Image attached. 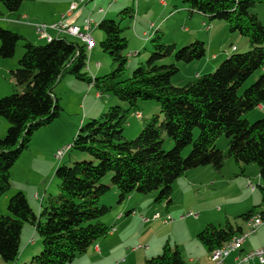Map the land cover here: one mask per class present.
Listing matches in <instances>:
<instances>
[{"label":"trees","instance_id":"16d2710c","mask_svg":"<svg viewBox=\"0 0 264 264\" xmlns=\"http://www.w3.org/2000/svg\"><path fill=\"white\" fill-rule=\"evenodd\" d=\"M24 1L27 0L0 3L9 16L18 17ZM177 1L186 7L189 17L201 13L210 20L226 22L230 32L246 38L247 51L232 53L213 72L175 86L171 79L179 71L177 64L200 60L206 54L205 42L194 39L175 50L176 42L165 44L163 32L155 31L150 38L149 56L125 77L128 39L124 35L126 27L121 24L134 16L129 5L118 12V20L102 17L97 22L104 34L99 46L114 66L101 76L88 73V48L76 37L77 40H69L67 34L58 33L40 45L0 26V59L13 57L18 42L23 41L18 67L11 71L14 86L20 91L0 98V117L8 122L6 134L0 138V196L10 188V170L28 147L33 132L59 116L61 109L54 88L62 77L71 75L92 85L95 92L111 95L128 105L124 109L113 104L101 116L80 126L67 152L73 150L88 158L57 166L58 191L40 203L38 215L23 192L10 197V215L0 214L2 260L16 261L22 226L28 222L40 238L41 251L22 264H68L112 231L113 226L102 220L111 208L101 203L112 186L117 190L118 202L138 192L152 195L155 203L165 202L168 206L172 203V185L179 177L205 166L220 171L227 158L244 166H257L260 202L232 221L226 219L223 225L207 223L196 239L210 253L245 231L253 216L264 222V117L253 122L242 117L264 104V24L252 11L264 0ZM170 57L174 62H161ZM259 70L255 82L239 94L243 83ZM145 100L158 103L162 119L159 121V114L143 119L139 134L127 139V119L131 113L137 114L138 102ZM164 133L174 144L169 150L162 147ZM222 135L227 139L225 149L215 144ZM109 173L110 183H103V177ZM144 264L187 263L177 246L166 242L161 254L147 258Z\"/></svg>","mask_w":264,"mask_h":264},{"label":"rangeland","instance_id":"374dc122","mask_svg":"<svg viewBox=\"0 0 264 264\" xmlns=\"http://www.w3.org/2000/svg\"><path fill=\"white\" fill-rule=\"evenodd\" d=\"M67 1L68 0H27V2L24 1L21 10H26L27 15L31 19L41 21L47 20L48 22L60 20L62 15L65 14L64 16L67 23L79 21V24L83 29L84 20L87 18L92 20L94 13H97L99 9L105 10L107 12L104 17L118 20V12L125 8L123 5L118 7V4H115L116 1L113 0H85L81 8L77 7L73 11H69L71 16L66 15L67 11L59 13V15L56 16L55 14L58 13L54 12L64 9L66 7ZM147 1L148 0H129L128 5L129 7H133L134 16L133 18L124 19L121 24L122 26L126 27L124 30V35L128 39V45L125 50L126 55H128V65L126 68L125 77L131 74V72L138 66L139 61L143 63L149 56L152 48L150 38L155 35V31L163 32V41L165 44H170L175 41L177 44L175 50H179L185 44L194 41H181L182 38L189 36L188 33L183 32L184 28L187 27L189 29V25L186 22H192L194 21V18H188L189 16H187L185 11L183 12L180 10H174V6L181 7L180 1L166 0L165 5L162 6L159 3V0H152L154 2V7L151 10H148V13H145ZM262 6H264V4H261L259 7ZM173 10L175 13L172 16L169 14V12ZM100 16H94L96 19L95 22L100 20ZM11 17L12 19L14 18V16L8 15L7 11L0 3V26L21 34V31L18 27L7 23L10 21L9 18ZM81 21H83V25ZM136 21L137 24H135ZM201 21L202 19L199 21L200 25ZM151 22L153 25H150ZM204 23L206 25L210 23L215 27L213 32L214 34L211 36H205L207 34L203 35L204 32L202 35L197 34L203 39L200 37L196 39L203 40L205 42L206 54L199 60L200 64L198 65L197 63L199 61L195 62L194 64H184L181 62L177 64L179 71L171 79L172 84L175 86L183 85L187 80L192 79L195 72H202L203 64L206 62L211 64V68L210 71L207 70L204 71V73L213 72L215 68L230 54L247 51V49H244L243 42L246 41V38L239 35L237 32H230L228 30V25L223 20L207 19ZM210 24L207 29H211ZM149 25L152 29H149ZM202 28L205 30V27ZM28 29L29 30L26 31L29 35L28 37L21 34L25 36L27 40L34 44L40 45L46 43V40L40 39L32 28ZM135 29L137 34L135 33ZM143 31L147 32L148 36L150 37H142L141 33ZM66 37L69 40H77L72 36L66 35ZM91 37L94 39L95 45L92 49H88L87 65L90 67L91 72L97 73L98 76H101L110 72L114 66L112 69H110L112 60L110 56L107 53H104L99 46V42L103 39L104 34L97 26H95L93 20ZM22 44L23 41L18 42L13 57L0 59V98L12 94L15 92V90L16 92L20 91L19 88L14 86V80L11 76V71L18 67V60L23 54ZM134 46L138 48L135 49ZM233 46L236 48L235 50L232 49ZM132 52H136L138 55L132 56ZM213 54L216 55V59H214ZM131 60L134 61L132 65L130 64ZM161 62L169 64L174 62V59L172 57L165 58ZM96 63L99 64V68L97 70L95 68ZM88 73L90 74L89 71ZM260 73L261 72L259 70L251 75L243 83L238 93L240 94L245 88L255 82ZM66 77L72 79V82L66 81L62 88L58 87L60 84L59 83L54 88V93L58 98V104L61 109L59 116L54 118L50 123L41 126L33 132L28 147L22 150L18 159L15 161L10 170V188L0 196V214L2 215H10V212L7 209V203L10 197L18 191L23 192L29 205L38 215L40 203L49 194H56L58 191L59 180L55 176V170L57 166L63 163L69 164L74 160L88 158V156L83 157L76 154L73 150H70L59 159L58 157H55L57 150L64 148L67 144L70 145L83 123H86L92 117L98 118L101 116V114L105 113L111 105L118 103L124 109L128 106L126 102H122L108 94H101L99 97L96 95V93H94V89L91 91V93H89V97L84 102L83 96H85V94L88 92V84L84 81L74 78L73 76ZM112 100L114 102H112ZM138 103L141 110L143 111L144 118H138L134 113L129 115L127 123L124 127V136L127 139L135 138L142 128L143 121L146 119L149 120L153 114H159V121L162 119V114L160 113V109L156 101L145 100L139 101ZM242 117L247 119L249 122L263 118L264 106H257L248 113L244 114ZM7 127V120L0 117V138L6 134ZM196 135L197 131L194 132V136ZM163 137V149H171L174 145L173 141L165 133L163 134ZM215 144L218 148L225 149L227 144L226 137L224 135L218 137ZM188 151L189 147L184 150L183 154L186 155ZM237 165L244 167L243 164H237L233 158H227L223 169L220 171L222 177L229 178L231 180L238 179L239 177H235L233 175L234 171L232 170V168L236 169L238 167ZM254 167L257 166L254 165ZM237 173L240 174V169H238ZM110 179L111 174L109 173L103 177L102 182L110 183ZM245 180L247 181V184L249 182L253 183L255 188V190L253 189V192H255V194L260 198L257 184H261V180L259 179V176H256L254 170L251 172V180H248V178H245ZM210 182L213 183V180L210 177L205 176L191 188L185 190H183L182 187L178 189L177 186L179 184L175 185V183H173L172 188L175 185L173 189V203L169 205L168 212H166L167 205L165 202L154 203V197L152 195H142L138 192H132L130 195H133L134 198L130 201V203L132 207L135 206L134 211L136 212L137 216H130L131 218H129L127 223V230L120 239L113 242V244L115 243L118 245V247L112 252V254L117 258H112L109 261V264H114L118 261H121L120 264H144L145 261L140 257V255L145 252L151 254L148 255L149 257L147 258L157 256L158 254H161L163 246L166 242H169L172 247L177 246L180 253L181 251L196 250L197 248L203 249L205 251L204 247L196 239V234L201 231L207 223H204L202 227L198 229L197 233L194 234V236H190L189 229L195 227V225L193 226L191 222L192 217H198L201 212L200 208L214 207V209L219 210L222 208L223 203H228V205H231L233 202H235L238 196L241 195V193L237 191V185H235L233 181L223 184L221 188L210 186ZM250 187L251 186L246 188V190L250 189ZM213 188L217 191H213ZM114 194H117V190L112 186L111 189H109V191H107L101 198V203L111 208L110 212L102 217V220L108 226H112L113 224V227L117 229L121 225V221L126 218L125 213L128 211L126 210V204L129 201V197H127L122 202H118L119 199L117 196L115 197ZM146 199L148 201L147 203H149L148 205H146L147 203H143V200ZM141 200L142 203H140ZM158 206L165 209L164 213L166 215L168 214L174 217V222L168 225L163 224L161 222L163 216H161V221L154 220L153 215L156 211L154 208ZM189 213L197 214V216L189 215ZM213 214H215V221L213 224L223 225L225 223V219H222L221 222L217 221L216 212ZM118 215H122L123 217L119 219ZM182 215V219L184 221L180 222L182 219L179 218ZM235 221L242 223V221L238 218H236ZM257 232L255 233L257 236L254 234L247 238L249 242L246 245H248L255 237L261 236L264 238V222L261 226H259ZM113 234L114 232L112 231L106 238H101L98 240L104 241L105 239H109ZM146 245L149 249L145 248ZM19 247L20 251L15 262H5L0 257V264H22L24 262L30 261L33 255H36L41 251L40 238L37 232H35L34 227L28 222H25L22 226ZM93 247L94 244H92L87 251L89 256L77 255L76 258L68 264H90V262L91 264H103L99 262L97 258H92V254L90 253H93ZM133 249L136 250V253H133ZM242 253L244 252L239 250L236 251V255H232V257H234H230L229 259L232 261H230L231 264H234V258ZM94 257H99V254H95ZM123 260H125V262H123ZM253 264L259 263L254 262Z\"/></svg>","mask_w":264,"mask_h":264},{"label":"crops","instance_id":"0c3cea01","mask_svg":"<svg viewBox=\"0 0 264 264\" xmlns=\"http://www.w3.org/2000/svg\"><path fill=\"white\" fill-rule=\"evenodd\" d=\"M32 1V0H31ZM74 0H68L67 1V4H66V7L64 8V9H61V10H59V11H56V12H54V13H58V14H55L56 16L57 15H59V13H63V12H66V15L67 16H71L70 14L71 13H69V11H70V7H71V3L73 2ZM116 1V3L115 4H118V7H120V6H128V4H129V0H121V1H119V0H115ZM27 2V1H26ZM159 3L162 5V6H164L165 5V3H166V0H159ZM23 4H24V2H22V5H21V8H20V12H19V16L18 17H16V16H14V18L12 19V17L11 18H9L10 19V21H8L7 23H10V24H12V25H14V26H16V27H18L19 29H20V33L21 34H23V35H25L26 37H28L29 35H28V33L26 32V31H28L29 29L28 28H32L33 29V24L34 23H38V22H48L47 20H43V21H41V20H36V19H31L28 15H27V11L26 10H21L22 9V6H23ZM27 4V3H26ZM261 4H264V3H261ZM261 4H258L259 6L261 5ZM258 5H256V7L253 9L254 11L253 12H255L257 15H258V17H259V19L261 20V22L264 24V6H262V7H259ZM81 6H82V4L80 5V7H78V8H81ZM154 7V2L152 1V0H148L147 1V8H146V10H145V13H148V10H151L152 8ZM176 10H180V11H185L186 12V7L184 6V5H181V7H177V9ZM2 13V12H1ZM107 12L106 11H103V12H101V11H99L98 10V12L97 13H94V15H93V18H92V20L94 21V23H95V26L97 25V22H95L96 21V19L94 18V16L95 15H98V16H100V15H102V16H100L101 18L102 17H104V15L106 14ZM175 13V11L173 10V11H171V12H169V14L170 15H172L173 16V14ZM65 15V14H64ZM188 16V15H187ZM100 18V19H101ZM188 18H194V21H192V22H186L188 25H189V29L186 27V28H184L183 30V32H185V33H188L189 34V36H187V37H184V38H182L181 39V41H186V42H188V41H190V40H194V39H196V38H198V37H200L199 35H197V34H201L202 35V33H203V35L204 34H207V35H205V36H211V35H213L214 33V29H215V27H214V25H211L210 23V25H211V29L209 28V29H207V27L209 26V24L208 25H206L204 22H206V20L207 19H209L207 16H205V15H203V14H201V13H194L191 17H188ZM202 19V21H201V25L199 24V21ZM1 20V19H0ZM210 20V19H209ZM99 21V20H98ZM52 21H50V22H48V23H51ZM69 23V22H68ZM81 23H82V25H83V21H81ZM204 23V24H203ZM69 24H71V25H74V26H78V27H80L81 28V26H80V24H79V21H75V22H70ZM135 24H137V21L135 22ZM153 25V23L151 22L150 23V25ZM150 25H149V29H152L151 27H150ZM202 27H205V30H203V28ZM34 30V29H33ZM81 30H84V25H83V29L81 28ZM92 30V29H91ZM210 30V31H209ZM135 33L137 34V31H136V29H135ZM57 32L56 31H50V35L51 36H57ZM90 35H91V31H90ZM141 35H142V37H146V36H148V34H147V32H145V31H143L142 33H141ZM148 37H150V36H148ZM200 38H202V37H200ZM184 39V40H183ZM203 39V38H202ZM93 41H94V39H93ZM172 42V41H171ZM175 42V41H174ZM244 42V49H247L248 48V43H247V41H243ZM94 45H95V43H94ZM93 45V46H94ZM177 45V44H176ZM93 46L90 48V49H92L93 48ZM134 48L136 49V48H138V47H136V46H134ZM89 49V50H90ZM134 53H135V55H134ZM131 55L132 56H137L138 55V53H136V52H132L131 53ZM213 57H214V59H216L217 57H216V55H214L213 54ZM199 61V60H198ZM133 60H131L130 61V64L132 65L133 64ZM195 62H197V61H194V62H192V64H194ZM138 63H141V61H139ZM198 64H200V61L197 63V65ZM110 67H112V65H110ZM95 68H96V70L99 68V64L98 63H96V65H95ZM210 68H211V64L209 63V62H206L205 64H203V67H202V72L204 73V71H210ZM111 69V68H110ZM87 70L90 72V74L92 75V76H98V74L97 73H94V72H91V69H90V67H88V65H87ZM202 72H195L194 74H193V78L192 79H194V78H196L198 75H200V74H202ZM66 76H71V75H65L64 77H62V79L60 80V84H59V86L58 87H60V88H62L63 86H64V83L66 82V81H69V82H72V79H69V77H66ZM192 79H190V80H192ZM190 80H187V81H190ZM93 90V87H92V85H88V92L85 94V96H83V98H84V102L86 101V99L89 97V93H91V91ZM94 91V93H96V95L97 96H101V94H99V93H97V92H95V90H93ZM109 102V101H108ZM112 102H114L113 100H112ZM264 106V104L263 105H259V107H263ZM143 111L141 110V108H140V106H139V111L137 112V114H135V116L136 117H138V118H144L143 117ZM87 116V115H86ZM68 145V144H67ZM56 157V156H55ZM60 159V158H59ZM238 167L236 168V169H233L232 168V170L234 171V176L235 177H239L238 179H235V180H231V179H229V178H225V177H222V175H221V173H220V171L223 169H221L220 171H215L214 169H212L211 167H209V166H205V167H200V168H195V169H192V170H189V171H187L186 173H185V175H183V176H181V177H179L174 183H175V185L176 184H179L178 186H177V188L178 189H180V187H182V189L183 190H185V189H189V188H191L193 185H195L196 183H198V181L200 180V179H203L205 176L206 177H210L212 180H213V183L212 182H210V186H212V187H214V186H216V187H218V188H221V186L223 185V184H225V183H228V182H234L235 183V185H237V187H236V189H237V191H239L240 193H241V195H239L238 196V198L235 200V202H233L231 205H228V203H223L222 204V208H220L219 210H216V209H214V207H211V208H200L201 209V212H200V214L198 215V217L197 218H195V217H192V216H189V217H192V224H193V226L195 225V227L193 228H190L189 229V235L191 236H194V234L195 233H197V231H198V229H200V227H202V225L204 224V223H213L215 220V214H213L214 212H216L217 213V215H216V217H217V221H219V222H221L222 221V219H225V221H226V219H228V220H233L236 216H238V215H240V214H242V213H244L245 211H247L248 209H250L253 205H256V204H258L259 202H260V198L255 194V192H253V189L255 190V188H253L252 189V185H253V183H252V185H251V187H250V189H248V190H246V188H249V183L247 184V181L245 180V178H248V180L250 179L251 180V172L254 170V172H255V174H256V176H259V173H258V168L257 167H254V165H252V164H249V165H245L244 167H240V165H237ZM238 169H240V174H238L237 173V171H238ZM219 176H220V178H219ZM213 177V178H212ZM260 179V178H259ZM174 185V186H175ZM249 185V186H248ZM174 186H173V189H174ZM253 187H254V185H253ZM213 191H217V190H215L214 188L212 189ZM251 190V191H250ZM114 196L116 197L117 196V194H114ZM134 197H133V195H130L129 196V201L127 202V204H126V210H128V211H126V213H125V219L123 220V221H121V225L116 229V228H112L111 230L114 232V234L112 235V236H110V238L109 239H105L104 241H99V240H96L95 242H94V247H93V253H90V254H92V258H97L98 260H99V262H101V263H103V264H109L110 262V260L112 259V258H114V259H116L117 257L116 256H114L113 254H112V252L118 247V245L117 244H113V242L115 241V240H118V239H120L121 238V236L125 233V231L127 230V227H128V225H127V223H128V221H129V218H131L130 216H137L136 215V212L134 211L135 210V206L134 207H132V205H131V203H130V201L133 199ZM148 201H147V199L146 200H143V203H147ZM140 203H142V200L140 201ZM155 203V202H154ZM172 203H173V193H172ZM171 203V204H172ZM149 203H147L146 205H148ZM156 209V211H155V213L157 212V213H159V215H160V217H158V218H154V220H160L161 221V216H164V215H166L165 213H164V211H165V209H163L162 207H155L154 208V210ZM169 211V205L168 206H166V212H168ZM154 213V214H155ZM132 214V215H131ZM128 216V217H127ZM154 216V215H153ZM171 216V215H170ZM118 217H119V219H121L123 216L121 215H118ZM132 217V218H133ZM172 217V216H171ZM182 217H183V215L179 218V219H182ZM142 218V217H141ZM173 218V220L171 221V222H168V223H164L163 222V220L161 221L163 224H165V225H168V224H170V223H172V222H174V220H175V218L174 217H172ZM152 219H153V217H152ZM182 221H184L183 219L180 221V222H182ZM149 222V221H148ZM263 224V223H262ZM112 226H113V224H112ZM111 231V232H112ZM110 234V233H109ZM257 234H258V232H257ZM257 234H255L256 236H257ZM107 237V236H106ZM105 237V238H106ZM249 242V240H246L245 242H244V244L242 245V248L239 250V251H241V252H246V251H249V250H253V249H256V248H258V247H261V246H263L264 245V238L263 237H261V236H259V237H255L253 240H251V242L248 244V245H246L247 243ZM252 243V244H251ZM145 248L147 249L148 248V246L146 245L145 246ZM89 249V248H88ZM134 249H136V248H134ZM133 249V253H136V250H134ZM146 249H144V250H146ZM149 249V248H148ZM138 250V249H137ZM88 251V250H87ZM84 252V253H82V254H80L79 256H83V255H87V256H89V253L88 252ZM206 251V250H205ZM205 251L203 250V249H199V248H197L196 250H187V251H181V254H182V256H183V258L185 259V261H186V263L187 264H213L212 263V261H211V259H210V253H208L207 251H206V253H205ZM99 254V257H94L95 256V254ZM132 254V253H131ZM148 255H151V254H149V253H142L141 255H140V257L142 258V259H144V261L147 259V257H149ZM232 255H236V252L234 253V252H232L227 258H226V262L227 263H231L232 261L231 260H229L230 259V257H232ZM136 256V255H135ZM233 256V257H234ZM133 257H134V255H133ZM232 257V258H233ZM132 260V259H131ZM231 261V262H230ZM123 262H125V260H123ZM255 261H251L250 263L251 264H253ZM121 263V261L119 262H116V263H114V264H120ZM90 264H91V262H90Z\"/></svg>","mask_w":264,"mask_h":264},{"label":"built area","instance_id":"2783aa9c","mask_svg":"<svg viewBox=\"0 0 264 264\" xmlns=\"http://www.w3.org/2000/svg\"><path fill=\"white\" fill-rule=\"evenodd\" d=\"M84 0H74L71 3L70 11H73L75 8L80 7L83 4ZM92 24V20L85 19L84 20V30H81L80 27L71 25L66 22L65 16L63 15L60 20L53 23L46 22H38L33 24V29L35 34L40 39L51 38L50 31H56L57 33H65L67 35L76 37L80 39L82 42L86 44V47L90 49L93 46V38L90 35V25ZM204 24V23H203ZM234 47V46H233ZM68 150L58 149L56 152L57 156H64ZM251 186L252 183L249 182ZM252 185V189H253ZM189 215L197 216V214L189 213ZM160 217L159 213L154 214V218ZM164 223L171 222L173 218L170 215H164L162 217ZM258 227H250L249 231L244 232L242 238L235 240L233 242L232 248L229 249V254L227 255H219V257L215 260H211L213 264H231L226 262V258L232 253L241 249L242 245L251 235H254L257 232ZM251 261H257L261 264L264 263V245L258 247L253 250L246 251L242 254L237 255L234 258V264H251Z\"/></svg>","mask_w":264,"mask_h":264},{"label":"bare ground","instance_id":"6f19581e","mask_svg":"<svg viewBox=\"0 0 264 264\" xmlns=\"http://www.w3.org/2000/svg\"><path fill=\"white\" fill-rule=\"evenodd\" d=\"M91 29H92V24L90 25V31H91ZM52 37L53 36H51V38H46L45 40L50 41V40H52ZM93 45H94V41H93ZM232 49L235 50L236 48L233 47ZM134 55H135V53H134ZM69 148H70V145H66L64 147V150H69ZM57 157L61 158L63 156H57ZM262 223H263L262 220L259 217H257V215L250 218V220L248 221V224H247V229L245 231H243L242 233L232 237L229 241L224 243L221 247L214 249L212 252H210V259L215 260L219 257V255L229 254V249L232 248L233 242H235V240L242 238L243 233L249 231L251 226L259 228V226H261Z\"/></svg>","mask_w":264,"mask_h":264}]
</instances>
